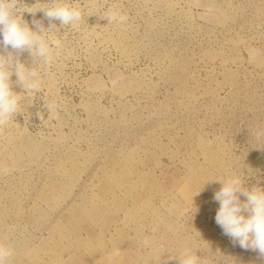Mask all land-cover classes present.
I'll return each instance as SVG.
<instances>
[{"label": "rangeland", "instance_id": "1", "mask_svg": "<svg viewBox=\"0 0 264 264\" xmlns=\"http://www.w3.org/2000/svg\"><path fill=\"white\" fill-rule=\"evenodd\" d=\"M69 3L84 19L56 22L41 92L0 128L7 264H178L189 247L264 264L222 234L212 200L230 172L264 187V0Z\"/></svg>", "mask_w": 264, "mask_h": 264}, {"label": "clouds", "instance_id": "2", "mask_svg": "<svg viewBox=\"0 0 264 264\" xmlns=\"http://www.w3.org/2000/svg\"><path fill=\"white\" fill-rule=\"evenodd\" d=\"M25 12L33 17L30 22L24 19ZM37 12L42 13L41 19H36ZM84 17L83 6H75L69 0H47L31 7L18 0H0V128L20 112L23 99L33 98L41 92V66L50 67L61 47L60 40L52 33L59 28H78ZM103 17L108 23L125 19L113 10L107 11ZM44 21L48 22L47 28ZM25 53L32 59L34 67L29 68L21 61ZM13 74L24 95L13 91ZM46 107L52 115L55 106ZM256 138L264 140L259 133ZM215 180L221 183L220 189L212 196L218 204L214 217L216 225L233 247L253 252L264 261V187L249 186L236 172ZM197 249L189 247L176 254L178 264H215V260L198 256ZM12 255L13 249L0 243V264H7ZM151 261L159 264V256L152 257Z\"/></svg>", "mask_w": 264, "mask_h": 264}]
</instances>
